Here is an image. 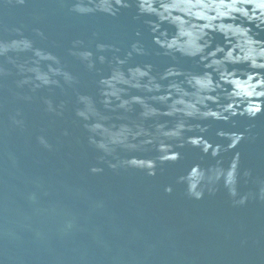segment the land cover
<instances>
[{"label":"water","instance_id":"95a60500","mask_svg":"<svg viewBox=\"0 0 264 264\" xmlns=\"http://www.w3.org/2000/svg\"><path fill=\"white\" fill-rule=\"evenodd\" d=\"M262 189L264 0H0V264H264Z\"/></svg>","mask_w":264,"mask_h":264},{"label":"clouds","instance_id":"9594fccd","mask_svg":"<svg viewBox=\"0 0 264 264\" xmlns=\"http://www.w3.org/2000/svg\"><path fill=\"white\" fill-rule=\"evenodd\" d=\"M246 175H247V173H246ZM261 192H262V195H264V189H262ZM231 194H232L233 196H235V195H236L235 190H233ZM245 199H246V198L241 199L239 202H240L241 204H243V203L245 202Z\"/></svg>","mask_w":264,"mask_h":264}]
</instances>
